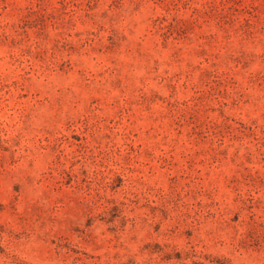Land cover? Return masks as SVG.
<instances>
[{
    "label": "rangeland",
    "instance_id": "1",
    "mask_svg": "<svg viewBox=\"0 0 264 264\" xmlns=\"http://www.w3.org/2000/svg\"><path fill=\"white\" fill-rule=\"evenodd\" d=\"M0 264H264V0H0Z\"/></svg>",
    "mask_w": 264,
    "mask_h": 264
}]
</instances>
